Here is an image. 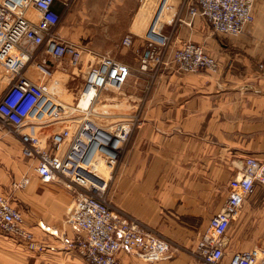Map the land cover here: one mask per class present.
<instances>
[{
	"label": "crops",
	"instance_id": "obj_1",
	"mask_svg": "<svg viewBox=\"0 0 264 264\" xmlns=\"http://www.w3.org/2000/svg\"><path fill=\"white\" fill-rule=\"evenodd\" d=\"M136 5L137 0H129L122 10L121 26L107 30L108 46L100 51L129 67L121 90L128 107L121 117L136 110L139 114L107 195L116 207L167 237L176 251L171 259L152 263L123 252L117 255L125 264H199L192 249L209 217L223 203L228 180L240 173L245 157L264 160V0L253 1V20L234 36L211 32L201 16L189 25L174 26L173 44L191 41L200 45L214 59V71L167 69L152 75L138 71V56L145 52L142 39L134 36L128 47L120 43ZM175 6L173 0L169 21L182 14ZM52 7L60 10L56 1ZM69 10L66 17L71 18ZM72 27V22L60 26L58 34L67 39L66 32ZM170 29L166 23L164 30ZM100 32L105 30L97 32L102 38ZM119 47L124 51H117ZM42 128L28 129L36 130L38 135L34 134L43 140L47 134L41 138ZM3 146L18 157L14 176L6 185L0 183V193L10 195L11 204L23 215L24 226L44 247L29 249L22 240L0 231V264H86L75 248L63 247L50 232L63 230L72 235L62 222L70 191L59 182L41 181L31 166L27 184L11 189V182L26 172L30 159L20 154L18 141L4 137L0 138V159ZM223 239L220 264H226L234 251L264 246V185L255 183L243 197Z\"/></svg>",
	"mask_w": 264,
	"mask_h": 264
},
{
	"label": "built area",
	"instance_id": "obj_2",
	"mask_svg": "<svg viewBox=\"0 0 264 264\" xmlns=\"http://www.w3.org/2000/svg\"><path fill=\"white\" fill-rule=\"evenodd\" d=\"M55 1L60 4L59 11L52 7ZM73 1L0 0V65L10 72L0 93V129L15 136L20 154L30 159V166L41 181L60 182L70 191L62 222L70 227L72 235L63 230L50 231L63 247L75 248L86 264H125L118 252L141 262L171 259L176 246L139 218L116 207L107 195L115 166L139 114L132 111L104 123L95 115L105 113L95 112L93 103L103 89L122 87L129 73L128 65L106 53L87 49L75 103L61 101L55 92L58 80L53 79V70L43 57L49 56L59 64L64 62L74 74L84 53V49L57 31ZM253 1L176 0L175 7L182 14L163 22V13L173 6L171 0H137L133 23L131 20L120 43L128 47L134 36L142 39L145 52L138 56L140 72L148 71L150 75L167 69L180 73L212 72L216 63L200 45L191 41L173 44L174 26L189 25L195 16H201L211 32L234 36L253 20ZM143 12L149 13L144 21ZM166 23L169 31L164 30ZM30 62L35 63L32 77L26 75ZM80 97L88 101L84 108L77 104ZM61 120L67 125L49 132L43 140L25 130ZM28 181L29 176L23 174L11 182V189L21 188ZM255 183L264 185V160L247 156L240 173L228 180L223 203L209 217L194 244L192 255L199 264H220L225 228ZM0 231L22 240L29 249L44 247L24 226L23 215L11 204L10 195L3 193H0ZM226 264H264V246L234 251Z\"/></svg>",
	"mask_w": 264,
	"mask_h": 264
},
{
	"label": "rangeland",
	"instance_id": "obj_3",
	"mask_svg": "<svg viewBox=\"0 0 264 264\" xmlns=\"http://www.w3.org/2000/svg\"><path fill=\"white\" fill-rule=\"evenodd\" d=\"M171 1L173 2V0ZM128 3L129 0H126L125 2H123V0H74L70 7L71 10H69L71 13H73V16L70 18L69 16L66 17L65 14L62 17L61 21L58 24L57 31L60 29V26H63L64 28L67 25V23L72 22V26H73L72 29H69L66 32L67 40L72 41L73 43L84 49L83 51L84 53H82L81 55L80 65L77 67L74 74H71L69 66L64 62H61L59 64L58 61L51 59L49 56L43 57L45 59V63L51 68V70H53V76H52L53 79L58 80V86L55 92L57 94V97L61 101L67 104L75 103L76 94L79 92L82 85L81 75L84 72L86 66L85 65L86 59L88 57L85 50L88 49L96 53L98 52L100 53V51L102 52L106 50V48L104 47L108 46L107 36L108 34H110V32H108L107 30L110 27L115 28L117 26L119 28L121 26V23L124 19L122 10H124V8ZM170 10L171 8L167 9V11L163 13V17H162L163 22L169 21ZM134 11L131 14L133 17L132 19H134L133 16ZM114 12L118 13L117 16L114 14ZM143 15L146 17L143 18V21L149 17V13L147 12H143ZM132 19H130V21ZM106 22L107 23L114 22V24L110 25L107 24ZM143 25L145 24L143 23ZM99 30H105V32H100V36L102 38H100L99 35L97 34ZM98 47H103V48H98ZM117 51H124V49L119 47ZM29 64L30 66L28 68V71L26 72V75L31 77L30 74H34L33 69L35 63L30 62ZM66 72L67 75H65ZM9 77H10V72L6 68L0 65V93L5 88ZM121 90L122 87L118 90L107 87L106 89H103L100 92L97 100L95 101V103H93V108L95 109V112L105 113V115H95V117L99 119V121L104 123H109L111 121L119 119L118 117H121V114L125 113L128 106H127V102H125L122 99ZM87 103L88 101L86 99L80 98L77 104L79 107L84 108L87 105ZM66 125L67 122L65 120H61L54 123H50L44 128L41 127L43 130V132L41 133L42 135L41 138H43L49 132H52L54 130L57 131V129H61V127ZM25 130H29V129H25ZM31 132L37 134L36 130H32ZM2 137L8 140L9 139L11 140V138L15 139L14 135L0 129V138ZM3 147H4V154H3V158L0 159V179L3 180L0 183L2 186L6 185V182H9V179L12 176H14L13 172H15L17 168L16 161L18 157L16 153H11L10 151H7V148L5 146ZM22 161L23 160L20 159V162ZM99 166L100 165L96 166L98 171H100L98 169ZM28 168H30V162L26 166V172L21 173V175L29 174L27 171ZM88 179L91 180L90 178ZM91 181L95 185H98V182L96 180H91ZM59 184L63 185L60 182Z\"/></svg>",
	"mask_w": 264,
	"mask_h": 264
},
{
	"label": "bare ground",
	"instance_id": "obj_4",
	"mask_svg": "<svg viewBox=\"0 0 264 264\" xmlns=\"http://www.w3.org/2000/svg\"><path fill=\"white\" fill-rule=\"evenodd\" d=\"M80 98H84V97H80ZM84 99H86V98H84ZM87 100V99H86ZM83 108V107H82Z\"/></svg>",
	"mask_w": 264,
	"mask_h": 264
}]
</instances>
